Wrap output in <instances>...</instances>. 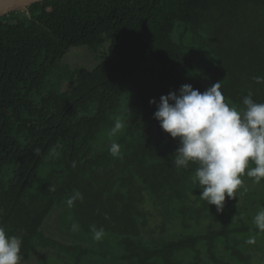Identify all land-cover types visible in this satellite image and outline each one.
Instances as JSON below:
<instances>
[{
  "label": "trees",
  "instance_id": "16d2710c",
  "mask_svg": "<svg viewBox=\"0 0 264 264\" xmlns=\"http://www.w3.org/2000/svg\"><path fill=\"white\" fill-rule=\"evenodd\" d=\"M28 12L0 18V226L21 238V264H264L253 223L264 178L242 176L217 211L197 165H174L179 140L149 103L218 81L229 104L249 92L264 103L253 80L264 0H47ZM57 211L70 243L43 230ZM93 225L113 250L102 261Z\"/></svg>",
  "mask_w": 264,
  "mask_h": 264
},
{
  "label": "clouds",
  "instance_id": "9594fccd",
  "mask_svg": "<svg viewBox=\"0 0 264 264\" xmlns=\"http://www.w3.org/2000/svg\"><path fill=\"white\" fill-rule=\"evenodd\" d=\"M255 83H264V76L253 77ZM218 81L201 92L191 84H184L178 93L173 91L149 103L156 106L154 119L161 129L173 139L179 140L172 160L177 168L187 169L190 164L197 165L194 182H198L200 199L222 210L226 196L234 193L243 184L245 174L259 184L264 178V103L254 101L248 93L242 100V107L229 104L221 91ZM120 118L115 120L111 134L123 128ZM119 145L113 143L110 152H119ZM49 191H55L50 187ZM82 199L79 191L67 200L71 207L76 199ZM253 223L264 231V208H260ZM78 230V224H72ZM93 239L100 240L104 229L91 226ZM255 244V235L246 240ZM22 240L9 235L0 226V264H21Z\"/></svg>",
  "mask_w": 264,
  "mask_h": 264
},
{
  "label": "rangeland",
  "instance_id": "374dc122",
  "mask_svg": "<svg viewBox=\"0 0 264 264\" xmlns=\"http://www.w3.org/2000/svg\"><path fill=\"white\" fill-rule=\"evenodd\" d=\"M61 227H62V223L59 217V212L57 211L55 214H53V216H51L50 220L45 224L43 230H45L46 235H48L49 237H52L62 242L68 241L70 243L72 238L68 237V235L64 232L65 229ZM87 245L91 250L95 252V254L91 255L90 257L92 261H102V256L100 254L110 255L113 253V250L110 248V242L106 240L104 241L96 240L93 243L87 242Z\"/></svg>",
  "mask_w": 264,
  "mask_h": 264
},
{
  "label": "water",
  "instance_id": "95a60500",
  "mask_svg": "<svg viewBox=\"0 0 264 264\" xmlns=\"http://www.w3.org/2000/svg\"><path fill=\"white\" fill-rule=\"evenodd\" d=\"M44 1L47 0H0V18L17 12L26 13L29 16L28 9Z\"/></svg>",
  "mask_w": 264,
  "mask_h": 264
},
{
  "label": "bare ground",
  "instance_id": "6f19581e",
  "mask_svg": "<svg viewBox=\"0 0 264 264\" xmlns=\"http://www.w3.org/2000/svg\"><path fill=\"white\" fill-rule=\"evenodd\" d=\"M194 179V178H193ZM173 183V182H172Z\"/></svg>",
  "mask_w": 264,
  "mask_h": 264
}]
</instances>
